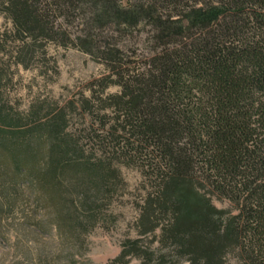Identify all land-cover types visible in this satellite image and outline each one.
Listing matches in <instances>:
<instances>
[{"label":"trees","instance_id":"16d2710c","mask_svg":"<svg viewBox=\"0 0 264 264\" xmlns=\"http://www.w3.org/2000/svg\"><path fill=\"white\" fill-rule=\"evenodd\" d=\"M0 13L5 254L91 264L87 236L129 167L143 176L138 236L115 263L264 264V0H0ZM52 44L105 74L87 96L17 109L12 68L58 75Z\"/></svg>","mask_w":264,"mask_h":264},{"label":"rangeland","instance_id":"374dc122","mask_svg":"<svg viewBox=\"0 0 264 264\" xmlns=\"http://www.w3.org/2000/svg\"><path fill=\"white\" fill-rule=\"evenodd\" d=\"M11 26V22L0 13V32ZM49 51L57 58L58 75L47 78L35 69L12 68L13 79L4 93L9 98L10 104L17 109L27 110L36 98L63 103L78 98L80 94L87 96L95 81L105 74L102 63L78 48L65 49L52 44ZM118 91L119 87L113 85L107 89L106 94ZM122 172L128 189H122L116 195L111 207L107 210L109 216L103 226H98L87 236V250L83 256L79 257V260H86L91 264H120L115 263L114 260L121 252L122 242L127 237L138 236L135 224L139 211L135 202L142 194L143 176L137 168L122 167ZM215 203L219 207L228 206L226 202L216 201ZM10 244H13V241H10ZM5 249L10 250V246L4 245L3 249H0V254L7 259L5 264L18 260H21L23 264H29L22 258L14 257L12 250L5 254ZM126 264H142V262L140 259L132 258Z\"/></svg>","mask_w":264,"mask_h":264}]
</instances>
